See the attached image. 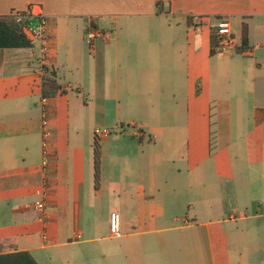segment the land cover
<instances>
[{"label":"crops","instance_id":"0c3cea01","mask_svg":"<svg viewBox=\"0 0 264 264\" xmlns=\"http://www.w3.org/2000/svg\"><path fill=\"white\" fill-rule=\"evenodd\" d=\"M32 6L48 19L51 51L42 65L36 45L2 50L0 255L264 264V0H0V17ZM192 15L225 18L239 38L246 25L247 47L211 55ZM91 29L110 37L88 46ZM51 73L59 89L44 98ZM95 129L112 131L99 139L97 190ZM84 236L109 241L100 257H75Z\"/></svg>","mask_w":264,"mask_h":264},{"label":"built area","instance_id":"2783aa9c","mask_svg":"<svg viewBox=\"0 0 264 264\" xmlns=\"http://www.w3.org/2000/svg\"><path fill=\"white\" fill-rule=\"evenodd\" d=\"M11 18L15 23L21 26L22 31L27 36V38L36 45L37 51L39 53V62L44 65L49 58L51 51L50 48V37L48 28V19L41 12L38 6H32L27 12H13L10 14ZM204 27H208L210 31L211 38L214 42V52L217 54L233 53L236 52L241 47L240 38L235 35L232 30L230 22L225 18L214 19L209 21L208 17L192 15L189 17V31L192 33H199ZM110 33H103L97 29H91L85 34V42L87 45L91 46L92 42L97 39H108ZM46 122L43 121V125ZM94 137L100 139L102 137H107L112 134L109 129H95ZM44 137L47 133H44ZM43 153L45 148V143L42 144ZM43 173L46 171V162L43 161ZM43 193L41 197L35 201L34 208L38 213H40L39 220L44 221L46 217V182L43 179ZM109 233L113 237L120 236V219L117 213H111L109 216ZM43 239L46 240V236L43 235Z\"/></svg>","mask_w":264,"mask_h":264},{"label":"trees","instance_id":"16d2710c","mask_svg":"<svg viewBox=\"0 0 264 264\" xmlns=\"http://www.w3.org/2000/svg\"><path fill=\"white\" fill-rule=\"evenodd\" d=\"M241 48L243 50L248 44V31L246 25L241 28ZM33 43L27 38L21 26L11 18L10 15L0 17V51L10 49H28L33 47ZM214 42L211 40V55H214ZM53 74L43 77L42 95L44 98L53 96L59 89L56 85ZM93 149V171L94 189L99 188L100 167H101V145L99 139L95 138ZM0 264H37L35 259L28 252H15L0 255Z\"/></svg>","mask_w":264,"mask_h":264},{"label":"rangeland","instance_id":"374dc122","mask_svg":"<svg viewBox=\"0 0 264 264\" xmlns=\"http://www.w3.org/2000/svg\"><path fill=\"white\" fill-rule=\"evenodd\" d=\"M89 46V45H88ZM7 57V53L5 54L3 51H0V64L4 60V58ZM97 206L100 208L99 213L97 214L96 218L100 221L101 216H104V213H106L107 210V205L106 201L103 200H98ZM104 220V218H103ZM87 237L84 236L80 239V241H84ZM109 243V241H95L94 243H87V242H82L80 246H77V251L75 253L76 258L88 260L89 258L92 257H100V247L105 244ZM120 253V251H118ZM85 264V263H84ZM90 264V263H89Z\"/></svg>","mask_w":264,"mask_h":264}]
</instances>
